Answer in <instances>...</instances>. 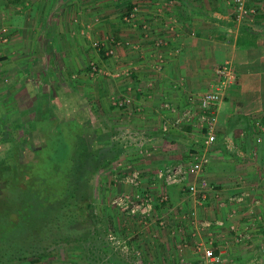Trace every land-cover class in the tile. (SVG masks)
<instances>
[{"label": "rangeland", "instance_id": "374dc122", "mask_svg": "<svg viewBox=\"0 0 264 264\" xmlns=\"http://www.w3.org/2000/svg\"><path fill=\"white\" fill-rule=\"evenodd\" d=\"M206 1L209 6H221L223 13L212 14L209 10L206 13L194 14L198 30H201L202 26L210 25L208 22L219 24L225 22L230 27H228L229 31L225 32L231 35L233 29L235 34L237 33L243 20L249 25L260 21L252 16L239 17L234 0ZM249 1L254 2V0H245V3ZM175 2L177 1L23 0V3L17 4L16 7L11 4L13 8L9 5L11 3L9 0H0V163L9 162L12 157L21 163L28 162L26 167L18 169L21 176L18 179L23 180L22 185L19 184L26 191L32 189L36 192L42 182L49 183L47 171L51 149L61 141H65L67 147L73 146L77 133L84 127L87 128L86 132L91 141L89 147L91 150H99L98 165H100L85 187V196L90 198L94 205L91 223L95 227V232L90 235L86 244L80 242L70 246H58L55 250L50 248L52 254L37 262L24 260L11 264H134V262L177 264L180 259L193 263L200 257L197 245L206 246L210 240L216 254L222 242L221 245L226 248L242 244L254 254L246 260L243 259L245 255L227 257L219 252L221 256L219 264H233V262L264 264V210L259 211V208H254V202H243L247 204L243 206L244 209L236 207V204L242 202H230L231 217L237 214V211L240 214L237 220L233 218L235 221L228 225L221 218L213 219L215 217L206 212L210 202H184V205L181 202L177 204L170 202V195L166 189L170 184L158 177L159 169L169 163L164 159L158 160L157 155L161 154L163 147H158L156 143L150 144L151 142L148 143L142 138L144 136L141 134H145V128L142 130L136 129V126L125 125V115L133 114V117L136 115L135 111L126 113L127 104L131 105L132 109L138 105L133 104L131 100L129 103L118 105L119 101L126 99L113 95V89L110 87L112 79L123 78L125 82L124 78L130 70H135L134 65H129V69L116 67L115 48L117 46L134 48L139 56L138 43L132 44L129 36L123 40L119 35L121 31L118 35H115V31L122 26L124 29L129 28L135 32L136 39L141 40L143 37L144 41L149 40L150 43L152 41L153 46L160 47L164 44V40L156 35L151 36V32L156 24H161L157 17L161 9L172 11L174 10L172 7H176ZM3 3H5L4 7ZM148 7H153L150 9L157 11L154 14L156 20L151 19L153 23H149L141 14V10H148ZM251 7L254 9L253 5ZM52 8L55 11L50 15ZM105 10H108L106 16L100 14ZM178 17H171L166 24L169 33H173L177 26H181L180 17L187 20L182 14ZM30 23H34V28ZM94 23L103 25L107 31L104 29L100 37H93ZM251 25L249 27L255 28ZM78 26H83L81 34L85 37L82 40L91 44V48L83 51L84 58H81L80 54L72 58L69 52L72 49L69 46L74 43V38L69 36L68 30H75ZM191 32L194 35L192 30ZM228 37L227 35L225 38ZM43 38L44 43L40 45L39 41ZM58 43L62 44L60 48ZM90 50L97 52L100 57L95 59ZM160 53L150 54L157 69H159L157 62ZM52 120L55 121L54 124L58 121L64 124H59L58 127L51 126ZM195 132V138L191 139H197L198 136L201 138V135L206 133V129L200 126ZM234 135L233 133L232 136ZM114 136L119 139L113 141ZM232 144L236 145L233 142ZM210 145L192 142L187 145V150L192 151L194 147L197 153L201 152L207 158V153L211 151L208 147ZM40 148L42 150L36 156L37 160L41 158L40 162L30 161L32 156L35 157L34 151ZM217 148L229 149L231 152L224 143L212 149V152ZM237 162L236 158L231 159L227 167L239 164ZM248 162L255 163L254 160ZM188 163L189 161H184L168 166H179L183 170ZM146 164H150L155 170L152 168L145 172L146 169L141 168L140 165ZM1 168L0 192L6 182L1 179ZM133 171L139 172L140 179L136 186L129 184L125 179ZM189 177H186L184 182ZM197 177H193V181L187 179L184 186L186 195L190 200L194 197V201L201 196V182L206 184L205 180L196 179ZM51 184V191L54 193H58V190L64 191L66 188L64 178L58 180L59 186L56 182ZM193 186H196L195 189H192ZM145 193L152 202L147 214L142 211L131 213L121 210L112 202L119 195L134 198L137 194ZM49 198L51 201L54 200L50 195ZM49 198H45V201H49ZM226 203L229 202H216V206L220 207ZM245 210L246 214L243 213ZM209 220L212 224L207 227L205 222ZM215 221L222 223L215 224ZM87 225L86 222L83 223V227ZM229 226L235 233L228 241L225 239L219 242L214 236H204L212 227H223L221 229L224 232ZM180 235L182 239L187 236L185 242ZM2 243L0 240L1 249L4 247Z\"/></svg>", "mask_w": 264, "mask_h": 264}, {"label": "crops", "instance_id": "0c3cea01", "mask_svg": "<svg viewBox=\"0 0 264 264\" xmlns=\"http://www.w3.org/2000/svg\"><path fill=\"white\" fill-rule=\"evenodd\" d=\"M176 1V9L174 7H172L174 9L172 11L161 9L157 16L161 24H156L151 32V36L156 35L164 40V44L160 47L153 46L152 41L151 43L149 40L144 41L143 37L141 40L136 39L135 32L129 28L124 29L122 26L117 29L118 31H115V35L121 31L119 35L123 37V40L129 36L132 44L138 43L139 56L133 50L134 48L130 49L127 46L115 48L116 67L129 69V65H134L135 70H130V73L124 78L125 82L122 80L123 78L112 79L110 87L116 97L122 96L127 103L131 100L133 104L138 105L132 109L131 105L127 104L126 113L135 111L136 115L135 117L133 114V116L125 115V125L136 126V129L142 130L145 128V134H141L144 136L142 138L148 143L151 142L150 144L156 143L158 147H163L161 154L157 156L158 160L164 159L169 162L167 166L190 161L191 153L193 154L196 148L193 147L192 151H188L187 145L192 142L204 143L206 133L201 135V138L198 136L197 139H191L195 138L194 134L197 128L205 125L200 120L201 109L196 104V100L207 92L219 89L221 99L214 113L216 141L208 146L211 151L207 153L206 165H203V170L198 177L196 176V179L205 180L204 188L200 189L205 191V194L199 196V199L195 201L194 197L190 200L186 195L184 186L188 180L193 181L192 176H188L189 178L185 182L182 179L173 185L165 186L170 195V202L176 204L181 202L183 205L184 202H210L206 212L215 217L213 219L221 218L226 222L225 224L230 225L231 222L238 219L240 214L237 211V214L231 217L230 202H242L236 204V207L240 209H244L243 206L247 205L243 202H254V208H259V211L264 210V129L261 130L254 123L259 121L264 127V35L257 37L256 46L239 48L235 44L237 33L235 34L234 29L231 35L225 32L230 28L225 22L222 24L208 22L210 25L202 26V29L198 30L194 14L206 13L211 10L212 14L220 15L223 13L221 6H209L206 0ZM158 2L160 3V1ZM249 4L256 8L255 18L260 20L259 23L257 21L253 23L254 29L264 30V0L249 1ZM9 5L11 6V3ZM218 5L220 4L218 3ZM4 6L5 3H3ZM150 8L153 7H148V10L142 9L141 14L149 23H153L151 19L156 20L154 14L157 11ZM54 11L52 8L49 14L51 15ZM107 12L108 10H105L100 14L106 16ZM180 14L187 20L180 17L181 26H177L173 33H169L170 30L166 24L169 23L171 17L179 18ZM56 21H58V17H56ZM33 24L30 23L32 28H34ZM250 25L248 24V26ZM92 26L93 37H100L105 27L97 23ZM81 27L83 26L75 27V30H68L69 36L74 38V43L69 46L72 48L69 51L72 58L73 56L78 57L79 54L81 58H84L83 51L91 48L88 41L82 40L85 36L81 34L83 33ZM181 27L183 28L181 29ZM28 28L30 27L28 26ZM34 30L33 33H35ZM191 30L194 35L191 34ZM227 35L229 37L224 39ZM44 38L39 41L40 45L44 43ZM135 39L136 42H134ZM60 44L58 48L62 46ZM63 48L65 47L63 46ZM90 53L95 59L100 57L94 50H90ZM152 53L161 54L157 62L159 69H157V65L154 66V60L150 56ZM225 62L228 64L230 74L228 73V77L222 82L218 79L215 68ZM121 77L123 76L121 75ZM129 121L132 124L128 123ZM164 127H166L165 130ZM232 142L236 145L233 146ZM222 143L225 144V147L230 148L231 152L225 148L223 150L217 148L212 152V149L214 150ZM235 158L239 164L227 167L231 159ZM248 160H254L255 163H249ZM140 167H144L145 172H148V169H154L150 164L140 165ZM239 197L242 198V201L234 200ZM216 202L229 203L218 207ZM243 213L246 214V210ZM212 228L207 230L204 236H214L218 238L219 242L225 239L228 241L235 233L230 230V226L224 232L221 229L223 227ZM148 237H151L150 234ZM186 237L184 236L182 239L180 235L184 242ZM221 244L223 245V242L220 243L218 249V253L220 252L221 255L227 257L245 255L243 259L246 260L250 255H254L252 250H247L242 244H236V247L232 246L231 248L230 246L226 248ZM235 263L233 262V264ZM161 264L166 263L161 262Z\"/></svg>", "mask_w": 264, "mask_h": 264}, {"label": "trees", "instance_id": "16d2710c", "mask_svg": "<svg viewBox=\"0 0 264 264\" xmlns=\"http://www.w3.org/2000/svg\"><path fill=\"white\" fill-rule=\"evenodd\" d=\"M9 1L14 6L23 3V0ZM246 6L251 7L249 2H246ZM250 15L256 16L255 7L254 13ZM260 35H264V30L249 27L243 20L238 27L235 44L239 48L254 47ZM51 122V126L56 127L63 123L58 121L54 124L53 120ZM86 131L87 128H81L71 147H67L65 141L55 144L49 157V183L42 182L36 192L32 189L26 191L21 186L23 180L18 179L21 178L18 169L26 167L28 162L21 163L12 157L11 161L0 163L1 179L6 181L0 192V240L4 246L3 249L0 248V264L24 260L37 262L52 254L50 248L55 250L58 246H70L80 242L86 244L90 235L95 232L91 223L94 205L90 198H86L85 187L90 183L91 175L100 166L99 150H91V141ZM118 139L114 136L113 141ZM41 150L42 148L35 150V157L32 156L30 161L40 162L41 158L37 160L36 156ZM21 175L23 176L22 173ZM61 178L66 181V188L54 193L51 191V183L56 182L59 186L57 182ZM49 195L53 197V201ZM45 198L50 200L45 201ZM5 200L9 202H1ZM85 222L88 225L83 227Z\"/></svg>", "mask_w": 264, "mask_h": 264}, {"label": "built area", "instance_id": "2783aa9c", "mask_svg": "<svg viewBox=\"0 0 264 264\" xmlns=\"http://www.w3.org/2000/svg\"><path fill=\"white\" fill-rule=\"evenodd\" d=\"M234 5L236 7V11L238 12V16H249V14L254 13V9L251 7H247L245 0H234ZM251 16V15H250ZM215 73L220 81H224L228 77V64L222 63L215 68ZM230 74V73H229ZM216 91H210L203 94L198 100H196V104L201 109L200 120L205 123L204 128L206 129V138L204 140V144H213L216 141V135L214 133V124H215V110L220 101L221 94ZM127 103V101H119L118 105H123V103ZM258 128L261 130L264 129L261 122H254ZM164 130L166 127L163 128ZM260 141L259 139L257 140ZM203 153L195 150L194 153H191L190 161L186 168L183 170L179 166H166L164 168H160L158 171V177L162 178L167 184H175L182 179H185L188 176L196 177L202 171V166L206 162V158L202 155ZM126 182L131 185H138L139 183V172L133 171L126 176ZM200 184V182H199ZM204 182H201V187L204 188ZM196 187V186H195ZM193 186L192 189H195ZM201 195L205 194L204 191L200 190ZM165 198L163 197L162 200ZM242 200V198H237V200ZM113 204L115 207L126 210L128 212L134 213L136 211H142V213H148L151 209V198L147 196V194H137L134 198L129 197L128 195H119L113 199ZM221 221H215V224H221ZM212 222L209 220L205 222V225L209 227ZM201 245V244H200ZM197 250L200 251V257L195 260V262H188L184 259H180L177 264H219L221 256L214 252V247H212V240L208 242L206 246H198Z\"/></svg>", "mask_w": 264, "mask_h": 264}]
</instances>
